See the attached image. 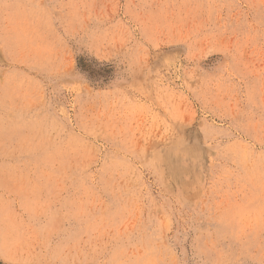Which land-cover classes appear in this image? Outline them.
Wrapping results in <instances>:
<instances>
[{"label":"rangeland","instance_id":"rangeland-1","mask_svg":"<svg viewBox=\"0 0 264 264\" xmlns=\"http://www.w3.org/2000/svg\"><path fill=\"white\" fill-rule=\"evenodd\" d=\"M0 264H264V0H0Z\"/></svg>","mask_w":264,"mask_h":264},{"label":"bare ground","instance_id":"bare-ground-1","mask_svg":"<svg viewBox=\"0 0 264 264\" xmlns=\"http://www.w3.org/2000/svg\"><path fill=\"white\" fill-rule=\"evenodd\" d=\"M183 142V141H182ZM176 145V144H175ZM185 148V147H184ZM183 148V149H184ZM169 149H171V148H169ZM189 149V148H188ZM194 150V149H193ZM188 151V150H187ZM171 152V151H170ZM189 152V151H188ZM191 152V151H190ZM163 155V154H162ZM191 155V154H190ZM164 156V155H163ZM169 157V156H168ZM170 165V164H169ZM169 171V170H168ZM174 171H175V169H174ZM173 172V171H172ZM170 173V172H169Z\"/></svg>","mask_w":264,"mask_h":264}]
</instances>
